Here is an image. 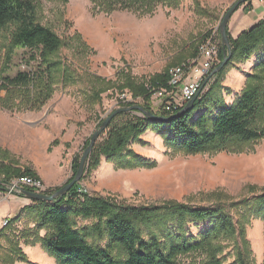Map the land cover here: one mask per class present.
I'll list each match as a JSON object with an SVG mask.
<instances>
[{
	"label": "rangeland",
	"instance_id": "rangeland-1",
	"mask_svg": "<svg viewBox=\"0 0 264 264\" xmlns=\"http://www.w3.org/2000/svg\"><path fill=\"white\" fill-rule=\"evenodd\" d=\"M199 1L202 7L209 9V14L196 12L193 0H184L178 9L159 6L152 15L146 16L129 11L107 13L96 8L91 0H38V21L65 42L59 56L70 68L72 80L66 86L59 84L52 100L39 112L0 108V147L24 150V120H28L27 149H30V161L34 159L28 168L36 174L40 170L48 176H63L64 183L59 186H47L42 178L37 179L43 183L46 192L62 188L74 176L73 160L76 156L82 158L86 141L108 116L118 109L129 108L123 105L132 102L128 89L119 91L114 87L102 94L101 102L93 105L89 101L90 96L107 86L96 77L119 83V73L129 70L136 79L149 84L151 77L163 73L168 64L179 61L181 56L188 59L191 47H198L208 34L217 31L218 43L223 48L220 23L226 11L238 0ZM244 5L246 3L240 8ZM12 32L13 28L10 27L0 33V86L4 79L15 78L19 73L37 67L33 59L35 55L30 50L17 49L11 58L8 57ZM224 53L226 56L229 51L224 50ZM253 57L257 58L258 63L260 54ZM250 60L231 67L225 76L223 87L227 90L224 94L227 105L233 104L244 89L247 76L253 73L257 64L251 68ZM213 78L208 80L201 94L209 90ZM156 87L160 88L148 85V90L153 109L159 111L161 100L152 89ZM61 99L69 101L68 107L71 109L62 119L70 117L73 120L71 124L78 125L69 147L63 144L66 140L61 130L54 129L55 125H59L54 104ZM130 113L141 116L137 112ZM63 125L64 122L61 127ZM66 128L69 129V125ZM104 133L97 142L105 139ZM56 140L60 144L52 146ZM140 141L144 144L136 142L130 148L143 159L154 163V167L118 169L102 157L96 171L87 174L86 169L79 183L81 191L136 207L162 206L166 202L204 207L214 204L220 193L238 202L248 199L253 204V200L264 193V141L244 153L195 156L171 153L164 139L151 130L141 136ZM9 184L1 181L0 187L5 189ZM254 207L245 214L241 211H231V214L238 228L241 229V225L245 227L248 251L246 247L242 251L247 253V259L251 264H264V218L258 216ZM23 209L18 212L12 201L0 205V231L6 229L0 235V264H10L6 256L11 249L7 236L21 237L26 229L35 230L36 225L29 226L24 214L12 226L11 223L22 215ZM5 221L8 222L7 227ZM76 221L79 227L95 223L93 220ZM208 227L209 223L192 224L189 233L197 237ZM45 234V230L41 231V236ZM242 242L240 236L230 241H218L224 249L218 253L217 259L223 264H238L236 246L240 244L242 248ZM20 247L28 256V261H15L14 264H57L39 243L26 245L21 237ZM115 253H121L122 259L126 257L122 251L116 250ZM213 259L211 250L207 249L181 255L177 261L178 264H211Z\"/></svg>",
	"mask_w": 264,
	"mask_h": 264
},
{
	"label": "trees",
	"instance_id": "trees-1",
	"mask_svg": "<svg viewBox=\"0 0 264 264\" xmlns=\"http://www.w3.org/2000/svg\"><path fill=\"white\" fill-rule=\"evenodd\" d=\"M91 1L96 8L107 13L129 11L146 16L152 15L159 6L178 9L184 0ZM193 1L196 12L209 14V9L202 7L199 0ZM37 2L0 0V33L13 28L8 57L11 58L17 49L30 50L35 55L33 59L37 65L35 69L19 73L15 78L4 79L0 86V108L3 110L21 111L22 108L24 111L39 112L52 100L59 84L66 86L72 80L70 68L59 56L65 42L38 21ZM208 36H204L203 40ZM228 36L231 60L211 80L209 90L199 96L192 110L167 122H151L134 113L118 115L104 133L105 139L94 146L86 173L96 171L102 157L118 169L154 167V163L143 159L130 148L136 142L144 144L140 141L141 136L149 130L164 139L171 153L191 156L244 153L264 141V19L243 31L238 38H233L229 32ZM191 48L187 60L183 62L185 56H181L179 61L168 64L163 73L151 77L149 84L136 79L129 70L119 73V83L96 77L107 86L95 91L89 101L96 105L102 101L103 93L117 87L119 91L128 89L132 96V102H126L123 107L137 105L165 118L175 116L182 109L169 112L153 109L148 85L167 87L170 70L197 57L199 45ZM255 54H260V58L253 73L247 76L245 87L233 104L227 105L224 96L227 90L223 87L225 76L231 67L247 62ZM219 56L221 64L225 57L222 47ZM59 144L56 140L52 146ZM88 144L89 140L85 146ZM80 159V156H76L73 160L74 176ZM19 164L9 151L0 148V182L9 184L22 176L39 179L29 168L22 171L14 167ZM24 189L34 192L33 189ZM58 190L45 194L51 195ZM253 201V204L248 199L238 202L220 193L210 206L166 202L162 206L136 207L120 204L113 198L83 192L78 184L59 203L33 202L11 224L13 226L19 222L24 214L29 226L36 225L35 230L28 228L22 234L25 244H41L57 264H178L177 259L181 255L207 249L214 257L211 264H223L217 259L218 253L224 249L218 241L234 240L237 236L243 241L242 248L240 244L236 246L237 262L251 264L247 253L242 251L245 247L248 251L245 227L241 225V229L238 228L231 211L245 214L255 206V212L264 218V193ZM76 219L93 220L95 223L79 227ZM200 223H209V227L199 236H191L189 227ZM5 230L0 231V235ZM43 230L46 234L41 236ZM21 237H6L11 245L10 252L6 254L10 264L28 261V256L20 247ZM116 250L122 251L125 259L121 258V253H115Z\"/></svg>",
	"mask_w": 264,
	"mask_h": 264
},
{
	"label": "built area",
	"instance_id": "built-area-1",
	"mask_svg": "<svg viewBox=\"0 0 264 264\" xmlns=\"http://www.w3.org/2000/svg\"><path fill=\"white\" fill-rule=\"evenodd\" d=\"M218 38L217 31L213 32L199 45L197 57L172 68L167 87L152 88L154 95L161 100L162 111L183 109L196 97V92L202 90L213 70L220 64ZM11 183L5 188L9 196L19 194L20 189L25 187L36 193H46V188L30 176H22Z\"/></svg>",
	"mask_w": 264,
	"mask_h": 264
},
{
	"label": "crops",
	"instance_id": "crops-1",
	"mask_svg": "<svg viewBox=\"0 0 264 264\" xmlns=\"http://www.w3.org/2000/svg\"><path fill=\"white\" fill-rule=\"evenodd\" d=\"M263 19H264V0H251L250 2L246 3V5L239 8L236 11V13L232 16L229 22V25H228L229 32L234 38H238L239 35L243 31L250 29L251 27H253L255 24H257ZM243 22H245L246 28L245 26H243ZM240 26L242 29H240ZM185 60H187L186 56L183 62ZM249 63H251L252 65V66L250 65V67L254 68L255 65L257 64V58L253 57ZM68 106H70V103L66 99H61L57 101L56 104H54V108L56 110V116L57 117L59 116V125H55L54 129L56 131L58 129L61 130V133L62 135H64V138L66 140L64 141L63 144H67V145L69 143H72V140L74 139L76 135V131L78 129V125L71 124L73 120L70 119V117L68 119H62L64 114L71 112V109ZM63 122H64V125L61 127ZM68 125H69V129L66 128L68 127ZM28 145H29V121L25 119L24 120V150L23 149L2 148L3 150H8L13 155V157L20 162L19 165L14 166L15 168L23 169L25 171V169L28 168L29 165H31L30 162H33L34 159L30 161V149H27ZM38 168L42 169L41 167H38ZM37 175L39 178H42L43 182L47 186H59L60 184L64 183L63 176L56 177V175L54 176L52 174H51L52 176L51 175L48 176V174L40 170H38ZM9 201H12L13 204L17 206L18 212H20L21 209L32 205V203H30L29 200L25 199L19 194L14 195V196L13 195L9 196L3 190H0V205H3ZM19 264H22V263H19Z\"/></svg>",
	"mask_w": 264,
	"mask_h": 264
},
{
	"label": "water",
	"instance_id": "water-1",
	"mask_svg": "<svg viewBox=\"0 0 264 264\" xmlns=\"http://www.w3.org/2000/svg\"><path fill=\"white\" fill-rule=\"evenodd\" d=\"M251 0H238L236 1L225 13L224 17L222 18V21L220 23V34L222 38V45L223 49L226 51H229V54L225 56L223 62L213 70L211 73L209 79H212L215 77L218 73H220L223 68L228 64V62L231 60L232 54L230 51V41L228 36V25L232 18V16L236 13V11L239 9V7L244 4L248 3ZM208 79V80H209ZM208 82V81H207ZM207 84V83H206ZM205 84V85H206ZM204 85V87H205ZM203 87V88H204ZM200 94L197 95L194 99H192L178 114H176L173 117L165 118L163 116L156 115L152 113L151 111L146 110L145 108L141 106H132L129 108H121L116 110L114 113H112L110 116H108L101 125L95 130V132L92 134L89 140V145L86 147L81 161L78 168V171L74 177V179L71 182L66 183L62 188H60L58 191H56L53 194H43V193H36L32 191H28L25 189H20L19 195L24 197L25 199L32 201V202H47V203H59L64 197L68 195V193L76 186L78 185L82 178L85 175L90 155L93 151L94 146L96 145L97 141L101 137V135L109 128L112 120L116 118L118 115L123 113H130V112H137L140 113L142 116L146 117L151 122H167L171 120L172 118L181 116L185 114L186 112L192 110L195 106L196 101L198 100ZM0 190H3L4 192L6 189H3L0 187Z\"/></svg>",
	"mask_w": 264,
	"mask_h": 264
},
{
	"label": "bare ground",
	"instance_id": "bare-ground-1",
	"mask_svg": "<svg viewBox=\"0 0 264 264\" xmlns=\"http://www.w3.org/2000/svg\"><path fill=\"white\" fill-rule=\"evenodd\" d=\"M203 89H204V88H202V90H203ZM202 90H199L198 92H196V96L199 95V94H201ZM33 179H34V178H33ZM34 180H35V179H34ZM36 182H37V184H40L41 186H43L41 182H39V181H37V180H36ZM7 224H8V222L5 223V226H7Z\"/></svg>",
	"mask_w": 264,
	"mask_h": 264
}]
</instances>
